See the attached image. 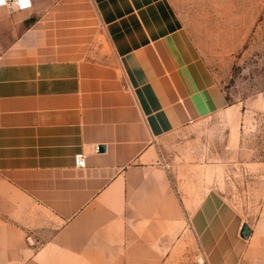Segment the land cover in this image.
Masks as SVG:
<instances>
[{
    "label": "crops",
    "instance_id": "crops-1",
    "mask_svg": "<svg viewBox=\"0 0 264 264\" xmlns=\"http://www.w3.org/2000/svg\"><path fill=\"white\" fill-rule=\"evenodd\" d=\"M30 2L0 8V182L36 211H0V264H264V211H186L161 162L232 113L172 0Z\"/></svg>",
    "mask_w": 264,
    "mask_h": 264
},
{
    "label": "rangeland",
    "instance_id": "rangeland-1",
    "mask_svg": "<svg viewBox=\"0 0 264 264\" xmlns=\"http://www.w3.org/2000/svg\"><path fill=\"white\" fill-rule=\"evenodd\" d=\"M232 105L160 142L186 211H264V0H172ZM0 211H36L0 182Z\"/></svg>",
    "mask_w": 264,
    "mask_h": 264
},
{
    "label": "built area",
    "instance_id": "built-area-1",
    "mask_svg": "<svg viewBox=\"0 0 264 264\" xmlns=\"http://www.w3.org/2000/svg\"><path fill=\"white\" fill-rule=\"evenodd\" d=\"M0 8H6L10 11H15V10H27L31 8V2L30 0H28V6L26 7H21V8H17L14 6V0H7V5L0 7ZM96 152H98V148L95 149ZM75 166L78 169H84L86 168V159L84 157V155L82 154H78L75 156Z\"/></svg>",
    "mask_w": 264,
    "mask_h": 264
},
{
    "label": "water",
    "instance_id": "water-1",
    "mask_svg": "<svg viewBox=\"0 0 264 264\" xmlns=\"http://www.w3.org/2000/svg\"><path fill=\"white\" fill-rule=\"evenodd\" d=\"M99 150L102 151V152H104L105 148L104 147H101ZM240 236L244 240H248L250 238V236H251V229H250V227L247 224H244L243 225V227L241 229Z\"/></svg>",
    "mask_w": 264,
    "mask_h": 264
},
{
    "label": "clouds",
    "instance_id": "clouds-1",
    "mask_svg": "<svg viewBox=\"0 0 264 264\" xmlns=\"http://www.w3.org/2000/svg\"><path fill=\"white\" fill-rule=\"evenodd\" d=\"M7 0H0V7L6 6ZM14 6L17 8L28 6V0H14Z\"/></svg>",
    "mask_w": 264,
    "mask_h": 264
}]
</instances>
